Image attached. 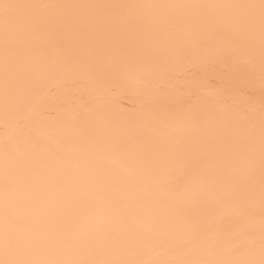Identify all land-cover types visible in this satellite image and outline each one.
I'll return each mask as SVG.
<instances>
[{"label":"bare ground","instance_id":"obj_1","mask_svg":"<svg viewBox=\"0 0 264 264\" xmlns=\"http://www.w3.org/2000/svg\"><path fill=\"white\" fill-rule=\"evenodd\" d=\"M0 264H264V0H0Z\"/></svg>","mask_w":264,"mask_h":264}]
</instances>
